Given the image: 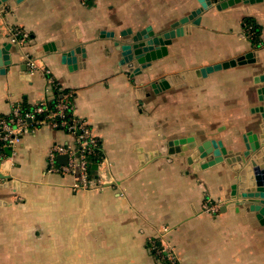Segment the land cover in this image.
<instances>
[{
  "label": "crops",
  "instance_id": "1",
  "mask_svg": "<svg viewBox=\"0 0 264 264\" xmlns=\"http://www.w3.org/2000/svg\"><path fill=\"white\" fill-rule=\"evenodd\" d=\"M199 7L198 0L1 4L0 49L12 47L11 65L0 68V118L50 101L53 83L72 92L75 115L101 144L95 177L102 188L75 192L71 176L48 173L52 148L74 149L76 138L51 123L30 124L0 165L12 178L0 187V264H167L154 249L161 245L171 246L182 264H264V226L230 197L238 172L226 160L195 171L186 156L168 152L175 140H183L182 149L190 139H214L236 155L248 131L260 133L254 112L263 85L254 78L264 71V1L213 6L199 24L183 27L150 69L138 74L141 65L119 66L115 42L124 43L122 32L151 26L161 34ZM246 18L262 28L260 48L243 30ZM12 28L24 42H12ZM103 31L114 37L102 38ZM251 51L259 64L222 69L197 86V76L182 79ZM219 199L225 209L203 212L207 200Z\"/></svg>",
  "mask_w": 264,
  "mask_h": 264
},
{
  "label": "water",
  "instance_id": "2",
  "mask_svg": "<svg viewBox=\"0 0 264 264\" xmlns=\"http://www.w3.org/2000/svg\"><path fill=\"white\" fill-rule=\"evenodd\" d=\"M9 0H0V6ZM18 1V0H17ZM264 0H198L200 7L192 11L188 16L174 22L171 25V29L161 34H155L151 26L137 31L135 34L131 29L120 34L124 43L119 45L115 42V47L121 51V59L119 60V66L130 65L136 63L141 65L142 70H138L137 73L141 74L152 67V63L162 59L168 53L167 47L171 44L172 40L176 37H180L183 34V27L187 24L193 23L199 24L200 17L204 11L215 6L218 10H225L238 4H254L261 3ZM114 37V33L103 31L101 37ZM11 43L4 44L0 49V68L11 65L10 49ZM72 52L69 53V56ZM258 53L251 51L234 60H230L214 66L204 67L191 74L186 73L182 79H188L192 76H197L199 82H195L194 86L199 83L202 84L203 79L211 73L220 71L222 69H229L238 66H245L251 64H259L260 60ZM2 72H5L2 69ZM254 82L261 84L257 90L258 101L261 103L257 106L255 114L261 116V123L259 125L260 133H254L248 131L247 135L243 136L244 150L235 153L228 150L227 147L220 140H206L203 142H197L194 139L189 141V144L183 145L182 149L179 148V140H175L169 143V154H176L180 156H186L188 164L192 166L195 171L206 169L215 164L222 163L226 160L232 170L239 174L238 179L232 181L230 197L232 199H240L237 206H247V210L251 213L250 216H255L259 223L264 226V71L254 78ZM163 88H169V81L163 79L160 82ZM193 86V83H190ZM153 89L157 91V85H152ZM182 151V152H181ZM186 151V153H185ZM188 152H192V155H187ZM231 155V157H229ZM61 164H65L68 161V156L63 155L58 157ZM0 160V165H1ZM236 164V165H235ZM12 178L0 173V187L5 188L11 185ZM238 183V185H237ZM229 203L227 204V206ZM231 207V204L229 205ZM226 206L222 207V210Z\"/></svg>",
  "mask_w": 264,
  "mask_h": 264
},
{
  "label": "built area",
  "instance_id": "3",
  "mask_svg": "<svg viewBox=\"0 0 264 264\" xmlns=\"http://www.w3.org/2000/svg\"><path fill=\"white\" fill-rule=\"evenodd\" d=\"M13 43H22L24 38L19 29H10ZM30 61V60H29ZM32 71L37 68L34 60L29 62ZM49 89L53 99L54 88ZM74 94L67 92L63 99L57 103L56 111L46 114L44 119H38L36 116L45 114L47 111V101H43L34 107L32 113H24L19 107H16L8 118H0V160L8 158L5 150L15 149L22 141L30 124L42 125L51 123L55 128L61 129L75 136L76 147L73 149L64 145H56L49 153L48 173L69 175L73 181L70 185L72 190L79 192L82 190L97 192L102 188V181L91 174L89 171V156L101 147L100 141L94 137L89 124L78 118L74 113L73 99ZM66 101V102H65ZM68 111V120H65V112ZM67 155L68 161L65 164H59L57 159L60 156ZM225 203L219 199L216 201L207 200L203 204V212L208 214H218ZM157 254L162 256L167 264H182L176 251L169 245L156 246L154 248Z\"/></svg>",
  "mask_w": 264,
  "mask_h": 264
},
{
  "label": "trees",
  "instance_id": "4",
  "mask_svg": "<svg viewBox=\"0 0 264 264\" xmlns=\"http://www.w3.org/2000/svg\"><path fill=\"white\" fill-rule=\"evenodd\" d=\"M243 30L255 48H260L262 46V40H261V35H262V28L259 26L256 21L253 18H246L243 21ZM54 94H53V99L47 102L46 108L47 111L45 114L38 115L36 118L38 119H44L46 114L50 112L56 111L57 103L63 99L64 94L67 93L66 90H63L60 86L55 87L54 89ZM66 102V101H65ZM21 111L24 113H32L34 111V107H29V106H24ZM68 111L65 112V120H68L67 117ZM6 155H10L11 151H5ZM102 160V151L101 147H99L93 155L89 156V171L91 174H95L97 166L101 163Z\"/></svg>",
  "mask_w": 264,
  "mask_h": 264
}]
</instances>
